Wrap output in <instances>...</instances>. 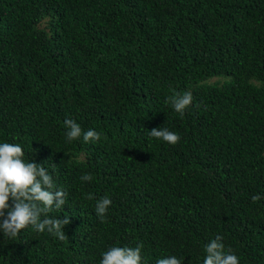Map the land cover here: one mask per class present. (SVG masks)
Listing matches in <instances>:
<instances>
[{"label": "trees", "instance_id": "obj_1", "mask_svg": "<svg viewBox=\"0 0 264 264\" xmlns=\"http://www.w3.org/2000/svg\"><path fill=\"white\" fill-rule=\"evenodd\" d=\"M186 91L181 116L166 101ZM65 119L101 139L67 142ZM3 142L67 191L46 215L70 223L63 241L0 231V264H100L141 242V264H203L217 235L264 264V0H0Z\"/></svg>", "mask_w": 264, "mask_h": 264}, {"label": "clouds", "instance_id": "obj_2", "mask_svg": "<svg viewBox=\"0 0 264 264\" xmlns=\"http://www.w3.org/2000/svg\"><path fill=\"white\" fill-rule=\"evenodd\" d=\"M193 94L186 91L183 94L173 93L167 98L176 113L181 116L192 105ZM64 126L67 142L78 140L83 135L85 142H95L101 139V133L94 129L83 131L81 126L73 119H65ZM149 136L162 140L170 145L180 142L179 134L166 127L152 128ZM25 153L20 144L0 143V231L9 238H16L21 230L32 226L36 231L47 232L63 241L67 237L64 227L70 223L68 216L63 219L50 218L46 214L54 207L61 209L67 200L68 193L57 184L48 169L34 161H26ZM93 176L85 173L82 181H91ZM91 200L93 195L86 194ZM260 199L259 195L253 196V202ZM11 201V203H10ZM109 197H101L95 207L97 216L103 221L111 205ZM44 215V219L41 216ZM223 237L217 235L205 246L206 256L203 264H240L238 256L231 250L226 251L222 242ZM143 243L135 247L113 246L102 253L100 264H141V251ZM156 264H182L176 256L160 258Z\"/></svg>", "mask_w": 264, "mask_h": 264}, {"label": "rangeland", "instance_id": "obj_3", "mask_svg": "<svg viewBox=\"0 0 264 264\" xmlns=\"http://www.w3.org/2000/svg\"><path fill=\"white\" fill-rule=\"evenodd\" d=\"M45 21H46V20H45V19H43V20H42V21L39 23V25H40V26H44V24H45Z\"/></svg>", "mask_w": 264, "mask_h": 264}]
</instances>
